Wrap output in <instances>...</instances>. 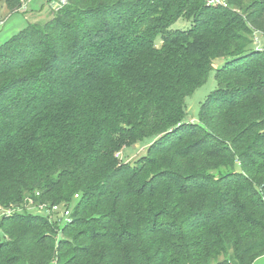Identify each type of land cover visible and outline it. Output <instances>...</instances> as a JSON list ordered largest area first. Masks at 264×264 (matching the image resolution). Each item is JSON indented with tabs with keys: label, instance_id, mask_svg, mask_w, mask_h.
I'll return each mask as SVG.
<instances>
[{
	"label": "trees",
	"instance_id": "trees-1",
	"mask_svg": "<svg viewBox=\"0 0 264 264\" xmlns=\"http://www.w3.org/2000/svg\"><path fill=\"white\" fill-rule=\"evenodd\" d=\"M208 1L69 0L0 45V264L264 255V0ZM148 138L137 164L116 159ZM31 201H75L71 222Z\"/></svg>",
	"mask_w": 264,
	"mask_h": 264
},
{
	"label": "rangeland",
	"instance_id": "rangeland-1",
	"mask_svg": "<svg viewBox=\"0 0 264 264\" xmlns=\"http://www.w3.org/2000/svg\"><path fill=\"white\" fill-rule=\"evenodd\" d=\"M54 12L55 10H53L49 5V0H28L25 10L15 12L8 9L5 0H0V45L19 33L29 24L43 23L50 20ZM189 27H191V21L180 19L173 25L172 28L188 29ZM253 44L260 49H264V35L258 32L255 33L253 35ZM223 62L224 59H219L216 61V64L220 65ZM216 87L217 83L215 80V71H212L207 82L186 99L188 120H198L201 104L206 100L208 95L216 89ZM153 140V138H148L132 145L123 146L118 152H116L115 157L121 163L135 165L138 160L146 154ZM74 202L71 203V206L66 205V203H61L58 205L59 210L54 212L39 211L35 203H30L27 207L31 211L40 212V214L53 222L58 221L63 226L67 222H71V213ZM43 204L49 205L47 203ZM68 209L70 211V215L69 219L66 221L65 213ZM10 211L12 210L0 207V218L4 213H9ZM62 236V233L59 232L57 238H61ZM252 264H264V255L257 258Z\"/></svg>",
	"mask_w": 264,
	"mask_h": 264
},
{
	"label": "built area",
	"instance_id": "built-area-1",
	"mask_svg": "<svg viewBox=\"0 0 264 264\" xmlns=\"http://www.w3.org/2000/svg\"><path fill=\"white\" fill-rule=\"evenodd\" d=\"M28 0H23V4L21 6V8L19 9V11L25 10L26 9V4H27ZM69 2V0H50L49 1V5L51 6V8L55 11L61 9L63 6H65L67 3ZM210 4H221L223 6H228L227 0H209L208 1ZM31 203H33L31 201ZM39 211H48V212H54L59 210V206L58 205H46V204H39L36 206ZM50 214V213H49ZM69 215H70V211L69 209L66 210L65 213V219L66 221L69 219Z\"/></svg>",
	"mask_w": 264,
	"mask_h": 264
},
{
	"label": "crops",
	"instance_id": "crops-1",
	"mask_svg": "<svg viewBox=\"0 0 264 264\" xmlns=\"http://www.w3.org/2000/svg\"><path fill=\"white\" fill-rule=\"evenodd\" d=\"M50 1V0H49Z\"/></svg>",
	"mask_w": 264,
	"mask_h": 264
}]
</instances>
